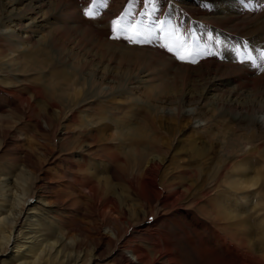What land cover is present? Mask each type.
<instances>
[{"label": "rangeland", "instance_id": "1", "mask_svg": "<svg viewBox=\"0 0 264 264\" xmlns=\"http://www.w3.org/2000/svg\"><path fill=\"white\" fill-rule=\"evenodd\" d=\"M201 1L209 13L200 9ZM67 2L60 5L58 0H0L2 18H23L16 21V27L13 24L0 30L15 36L10 39L12 43L4 42L8 48L0 56V88L17 95L12 99L0 90V178L8 179L10 188L15 181L18 189L36 187L33 190L38 198L31 199L30 208L44 211L42 228L22 221L26 233L21 239L23 254H30L26 249L36 236V232L29 231L56 228L59 221L75 229L86 225L89 234L86 232L87 243L80 244L84 258L78 264H116L125 252L121 245L101 240L98 234L106 236L105 227L94 216V197L85 188L84 195L78 196L83 190L70 184L69 168L78 164L81 168L86 158V166L95 173L93 183L100 184L102 194L119 197L126 205L124 220L132 228L123 237L133 234L151 240L150 234L144 236L135 230L136 213L143 211L135 194H146L143 174L151 155L159 158L162 168L159 182H185L194 191L211 185H217L216 191L232 189L229 182L243 170L221 174L218 165L226 155L242 157L250 143L258 149L260 167H264V0ZM130 24L145 36L140 44L128 42L124 37L130 33L119 30ZM114 25L118 27L115 33ZM67 26L74 27L70 38L56 35L57 29L65 33ZM196 33L199 39L193 36ZM28 34H32L29 44L25 43ZM181 42L184 48L177 47ZM14 49H18L16 53L11 52ZM177 51L182 55L190 51L192 55L181 60ZM8 53L17 60L13 67L2 60ZM15 78L42 88L41 98L33 100L32 95L12 89ZM25 98L35 106L33 116L18 110ZM85 100L86 107L76 106ZM48 109L53 126L47 136L40 126L48 123ZM91 133L96 135L91 143L97 146L98 170L84 152L90 144L84 136ZM47 148L52 154L46 157ZM183 167L190 168L189 177L181 175ZM133 175L138 177L136 190L129 186ZM246 175L251 178L255 172ZM14 192H5L10 201L15 198ZM234 193L241 204L240 191ZM59 196L62 203L57 202ZM77 202L85 209V218L78 215L68 220L74 216L71 209L76 207L71 203ZM251 206L247 203L243 210L249 211ZM35 210L28 213L35 216L40 212ZM154 219L155 215L148 220ZM96 225L101 229L98 234ZM186 227L195 238L193 227ZM171 228L180 236L182 253L195 258L196 253L187 250L186 236ZM138 239L140 247L147 246ZM96 244L99 247L94 250ZM14 250L8 251L15 253ZM70 251L65 247L66 254ZM12 253L0 254V264H18ZM48 259L44 254L37 262L60 264ZM36 260L26 259L28 264Z\"/></svg>", "mask_w": 264, "mask_h": 264}, {"label": "bare ground", "instance_id": "2", "mask_svg": "<svg viewBox=\"0 0 264 264\" xmlns=\"http://www.w3.org/2000/svg\"><path fill=\"white\" fill-rule=\"evenodd\" d=\"M67 1L68 0H58L60 5L62 3L67 5ZM201 4L202 1L199 5L200 9L209 13L210 11H207L208 7L205 9ZM71 9H73V7H71ZM1 16L0 30L1 28L8 29L12 27L11 25L13 24H15L16 27V21L23 19L22 16H18L6 20ZM70 16L71 14L69 17ZM4 19L6 20L5 22ZM65 30L66 32L64 33L57 29L55 33L56 35H63V37L67 36L69 38L74 33V27L67 26ZM31 35L32 34H28L27 37H25L27 38L25 43L29 44L31 42ZM0 36H3L0 39L1 56L3 49L8 48L4 42L6 41V44L12 43L13 41L10 39L15 36L10 34V32H7V30L6 32H0ZM193 36L199 39L197 33L193 34ZM17 50L18 49H14L11 52L16 53ZM2 60L6 62L8 67H13L17 64V60L14 58V55H11V53L3 56ZM7 75L11 76L13 74ZM19 75L29 74H16L13 76ZM15 81L16 82L11 86L12 89L24 93L25 95H32L33 100L41 98L42 88L39 90L38 87H32L27 84L26 79L18 80L15 78ZM0 90H3L4 94H9L12 99L17 96L16 92L13 90L2 88H0ZM87 101L88 100H85L82 103H77L76 106H79V108L81 106L86 107L87 104L84 103ZM24 104L27 105V109L24 108ZM18 110L22 111L24 115L32 113L28 115L33 116L35 106L30 100L25 98L22 99V103ZM48 110L50 118L45 115V119H47L48 123L40 126L43 134L47 136L51 131V126H53L51 110ZM64 135H66V133ZM95 136L96 135L92 133L85 134L84 137L86 138V142L90 144L85 147L84 152L90 157V159H92L91 164L94 166V169L98 170L99 165H96L95 163V161L98 160L96 157V155H98L96 150L97 146L91 143L94 141ZM47 153L52 154V150L47 148L45 152L46 157ZM257 155H259L258 149L253 148L251 143L250 147H247V149L241 153L242 157L234 155V153L233 155H226V159L218 165V172L221 174L229 173L230 170H233V172L236 170H240L241 172L243 170V172L237 175L238 177H236V179L229 182V187L232 189H224V191H216L217 185H211L204 190L198 191L196 189L194 191L185 182L173 184L163 182L162 179L159 182V174L161 173L162 168L158 163L159 158L155 155H151L147 165L144 167L143 174L146 179L144 185L148 187L146 194H135L141 208L143 209L142 212L136 213L135 220L138 227L135 230L144 236H149L150 234L151 236L149 237H151V240L140 239L141 237L139 238L137 237L138 235L136 236L133 234L127 239L126 237H123L124 234L126 235L132 228V224L126 223L124 220L126 217V212L124 210L126 205L119 197L104 196L102 194L100 184L93 183L92 179L94 178L95 173L91 172L86 166L88 163L86 158L82 160L81 168H78L80 166L78 164L69 168L70 170H68V172L72 173L70 184L73 186L79 185L82 190L85 188V192H87L91 198L94 197L92 202L95 204L93 207L97 212L94 216L102 221L103 226L105 227L104 234H106V236L102 237L101 233L98 234L101 232V229L96 225L97 227L95 231L100 235L99 237H101V240H106L109 245L115 244L116 247L121 245V249L125 252V255H119L116 264H264V167H260L262 161ZM256 166H258V170H256ZM252 171L255 172V175L251 178L249 175L245 176V174H251ZM180 173L187 177L192 174L190 173V168L187 167H183L180 170ZM2 180H4V178H0V254L4 255L9 252L12 253L8 250L15 248V253L12 254H14L16 258L15 262L18 264H28L26 261L28 258L33 261L37 258L33 264H38L37 261L43 258L44 254L49 258L47 262L58 260L60 264H78V261L84 258L82 257V254H80L83 251L80 250V244L82 242L87 243L86 225L75 229L71 227V224L68 225L67 222L61 224L58 221L55 226L56 228H43L38 232L36 230L29 231L28 233L36 232V236L32 238V244L26 249L28 254L30 253V256L22 253L20 250L22 245L21 239L26 235L23 231V229H25L23 222L28 220L32 226L39 225V228H42L43 225L41 224V219L44 211L42 209H37L40 212H37L38 214L35 216L28 213L29 210H35L30 208V201L33 198H38V196H36V191L33 190L36 187H30L28 185L26 190L24 187L18 189L16 188L15 181V185H13L14 187L10 188V182L8 179H5L4 181ZM137 181V176L133 175L130 177L129 186L134 190L138 187ZM248 184L251 186L248 187ZM81 188H79V190ZM12 189L15 191V198L13 199L16 202L15 205L12 204L13 200L10 201L5 193ZM239 191L241 195V204H239L238 194L234 193ZM16 192L20 194V197L15 194ZM25 194H27V197L22 198L21 196ZM81 194L82 196L84 195V190L83 193L79 194L78 192L79 197ZM74 196L71 197L72 200L75 199ZM58 198L57 202L62 203V197L59 196ZM41 200L42 198L40 201ZM78 202L76 204L71 203V205L74 204L76 207H72L73 209H71L70 213L74 216L68 217V220L75 218L78 215L85 218V209H83L81 205L79 206ZM247 203L252 204L251 210L244 211L243 208ZM237 205H240V207L237 208ZM236 210H238L239 213L234 214ZM114 214H118L119 217L113 218L112 216H114ZM153 215H155V219L150 222L148 219ZM29 218H35V220L33 219V221H30ZM111 219L115 221L112 222ZM186 225H190L191 228L193 227V235L195 238L189 235ZM127 226L128 229L126 230ZM170 226L174 227V231L177 230L182 235L186 236V239L188 240L186 246L188 248L187 250L196 253L195 258L188 257V255L185 256L184 253H182L180 236L172 232L173 230L172 228L170 229ZM71 232L74 233V236H70ZM37 233L39 234L38 237ZM138 238L147 245L146 247L144 246L145 248L142 246L140 247V244H137V242H139L137 241ZM94 240L96 241V239ZM70 241L73 242L72 245H69ZM65 247H68L69 250H71L70 253H65ZM97 247H99L98 244L95 245L94 250H96ZM127 254H130L132 257ZM68 256L69 258H73V256L75 258H73V261H70ZM85 257L87 259L86 261H88V256Z\"/></svg>", "mask_w": 264, "mask_h": 264}, {"label": "snow or ice", "instance_id": "3", "mask_svg": "<svg viewBox=\"0 0 264 264\" xmlns=\"http://www.w3.org/2000/svg\"><path fill=\"white\" fill-rule=\"evenodd\" d=\"M117 30H118V27L114 25L112 31L115 33ZM119 30L130 33L129 35L124 37L128 42L140 44L145 39V36L139 30L136 29L134 24L119 27ZM113 38H116V37H113ZM184 46L185 45L183 42H181L177 45L178 48H184ZM169 50L171 51V49H169ZM176 54H177L179 59L185 60L186 56L192 55V52L187 51L182 55L179 51H177ZM248 59L253 60V62H254V58L251 55H249ZM192 62H195V61H192ZM242 62H244V61H242ZM258 67H259V65H258Z\"/></svg>", "mask_w": 264, "mask_h": 264}]
</instances>
